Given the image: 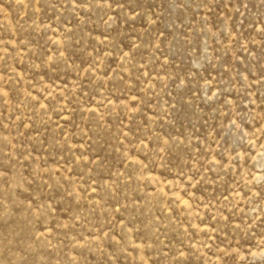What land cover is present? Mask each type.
<instances>
[{"label":"rangeland","instance_id":"rangeland-1","mask_svg":"<svg viewBox=\"0 0 264 264\" xmlns=\"http://www.w3.org/2000/svg\"><path fill=\"white\" fill-rule=\"evenodd\" d=\"M0 264H264V0H0Z\"/></svg>","mask_w":264,"mask_h":264}]
</instances>
